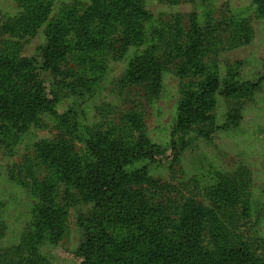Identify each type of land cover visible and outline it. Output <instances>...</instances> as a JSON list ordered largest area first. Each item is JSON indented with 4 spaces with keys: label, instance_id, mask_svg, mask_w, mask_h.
Returning <instances> with one entry per match:
<instances>
[{
    "label": "rangeland",
    "instance_id": "rangeland-1",
    "mask_svg": "<svg viewBox=\"0 0 264 264\" xmlns=\"http://www.w3.org/2000/svg\"><path fill=\"white\" fill-rule=\"evenodd\" d=\"M40 3L46 21L25 29ZM92 4L0 0V76L41 61L50 23L63 19L70 38L75 21L102 28L93 49L58 61L69 75L58 113L0 134V264H81L93 237L89 264H264V79L212 94L176 152L121 183L123 208L95 202L120 157L162 146L216 65L264 62V0H126L112 18L91 17ZM29 68L28 80L46 74Z\"/></svg>",
    "mask_w": 264,
    "mask_h": 264
},
{
    "label": "trees",
    "instance_id": "trees-1",
    "mask_svg": "<svg viewBox=\"0 0 264 264\" xmlns=\"http://www.w3.org/2000/svg\"><path fill=\"white\" fill-rule=\"evenodd\" d=\"M112 1L93 0L94 4L90 5L89 8L91 17L98 18L103 15V17L112 18L115 14L125 10L126 0L121 2L116 0V4ZM109 5L110 10L107 9ZM46 12L47 6L45 3L35 6L33 17L30 20L32 25L28 24L25 29L32 28L35 30L37 26L38 29L39 25L46 21ZM89 20L91 18L85 24L87 31L77 30L78 28H74L77 21L73 23V29L70 32L72 38L68 34V25L63 23V19L59 23H50L45 31L46 43L42 46L41 61L38 62L33 59L30 63H27L21 59L17 64V69H10L9 74L0 76V134L22 131L26 127L28 128L29 125L37 127V123L43 115L49 116L58 113V96L63 91L64 78L69 76L68 72L57 70L58 61H68V56L72 51H78L80 47L91 50L90 48L93 49L94 45L100 42L99 35L102 28L98 26L91 28ZM19 39L22 40V36ZM30 64L37 67V69L46 71V74L39 76L40 79L31 76V80H28L27 76H22L19 72L28 71ZM11 71H17L13 72L14 77ZM56 73H59V77L54 76ZM251 79L257 80L256 83L264 79V62L261 64L254 62L251 64L238 63L236 66L223 69L216 65L209 72L204 88L194 103H183L179 107L174 123L167 129L162 146L150 144L144 147V145H141L132 154H125L120 157L109 174L102 175L103 178H100L101 189L96 192L97 199L95 202L97 206L103 209L104 213L112 209L123 208L126 202L119 197L121 183L144 173L149 166L161 163L168 158V152H176L178 146L175 141L176 133L195 123L197 112L203 113L211 108L213 105L212 94L224 97L248 94L250 86L255 85ZM80 82L81 80L75 84L79 88L77 90L79 93L75 88H73L75 91L73 93L82 96L80 92L82 82ZM89 234L91 235V233ZM89 240L91 246H88L83 254L80 252L82 256L81 264H89V256L94 255L96 257V254H98V251H91L93 247H97V239L93 237ZM222 264L255 263L245 258L232 260V262L225 261Z\"/></svg>",
    "mask_w": 264,
    "mask_h": 264
}]
</instances>
